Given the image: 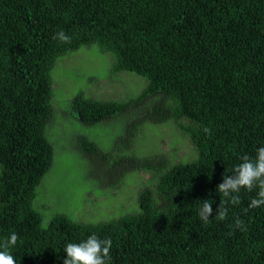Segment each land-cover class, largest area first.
<instances>
[{
	"label": "trees",
	"instance_id": "16d2710c",
	"mask_svg": "<svg viewBox=\"0 0 264 264\" xmlns=\"http://www.w3.org/2000/svg\"><path fill=\"white\" fill-rule=\"evenodd\" d=\"M60 30L70 44L53 39ZM92 43L111 52L112 71L147 80L125 101L80 92L69 101L84 125H123L114 143L125 151L110 183L155 168L154 157L130 151L141 125L173 122L197 157L157 170L133 213L97 223L55 214L43 226L33 201L53 157L44 134L53 118L50 71L58 56ZM77 145L100 164L110 151L85 136ZM262 146L264 0H0V239L18 235L16 264H63L65 245L93 234L112 240L110 264H264V206L248 208L258 189L234 193L235 205L216 191ZM204 200L213 202L207 223L198 216ZM219 204L226 220L215 218ZM237 217L246 231L231 227Z\"/></svg>",
	"mask_w": 264,
	"mask_h": 264
},
{
	"label": "rangeland",
	"instance_id": "374dc122",
	"mask_svg": "<svg viewBox=\"0 0 264 264\" xmlns=\"http://www.w3.org/2000/svg\"><path fill=\"white\" fill-rule=\"evenodd\" d=\"M113 60L111 52L92 43L58 56L50 71L53 118L46 124L44 134L53 145V157L33 201L41 213L43 226L55 214H65L76 222L97 223L133 213L138 210L140 190L144 187L154 190L157 170L161 172L168 165L197 157L188 137L173 122L141 125L130 151L154 157L149 162L155 168H139L110 183L113 162L125 151L114 143L122 134L123 125L111 122L84 125L70 112L69 101L79 92L99 101H125L139 94L147 80L133 72L112 71ZM82 136L94 141L100 151L110 150L102 164L95 158L92 161L100 165L93 163L82 154L77 145ZM104 166L108 181L101 175Z\"/></svg>",
	"mask_w": 264,
	"mask_h": 264
},
{
	"label": "clouds",
	"instance_id": "9594fccd",
	"mask_svg": "<svg viewBox=\"0 0 264 264\" xmlns=\"http://www.w3.org/2000/svg\"><path fill=\"white\" fill-rule=\"evenodd\" d=\"M53 39L61 44H70L72 37L60 30L53 35ZM202 131L206 135H211L209 127H203ZM240 159L242 162L233 167L231 175L223 176L222 182L216 186V191L223 195L225 203L231 202L235 205L240 203V198L234 193H239L242 188L248 192L258 189L256 196L250 200L248 208L264 206V146L257 148L254 156L244 155ZM212 203L204 200L198 210L199 218L205 223L209 221L214 211ZM215 211V218L218 221L227 219V208L223 204H219ZM231 227L240 231L247 230L245 222L238 217L234 218ZM18 239L15 232L0 239V264H16L10 249L17 244ZM111 248L110 238L101 239L93 234L81 242L67 243L63 250L66 254L63 264H110Z\"/></svg>",
	"mask_w": 264,
	"mask_h": 264
}]
</instances>
